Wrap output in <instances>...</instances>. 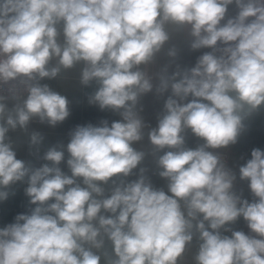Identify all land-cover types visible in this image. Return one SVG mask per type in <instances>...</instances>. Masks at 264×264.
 <instances>
[{
    "label": "clouds",
    "instance_id": "clouds-1",
    "mask_svg": "<svg viewBox=\"0 0 264 264\" xmlns=\"http://www.w3.org/2000/svg\"><path fill=\"white\" fill-rule=\"evenodd\" d=\"M233 3L237 14L222 23ZM168 25L188 30L191 50L211 51L191 68L159 76L157 92L171 95L148 140L163 152L155 163L166 193L143 175L115 178L132 175L146 155L133 147L147 127L137 105L153 89L141 66L165 49ZM166 55L175 58L176 47ZM77 64L80 83L95 85L89 103L122 119L77 125L66 146L44 153L50 163L32 167L17 158L7 133L26 130L34 118L62 123L68 99L40 81ZM5 86L13 98L19 88L27 96L8 109L0 95V201L26 180L35 207L0 228V264H101L93 249L105 240L115 256L108 264H177L194 232L196 264H264V150L254 148L239 167L251 202L234 191L236 174L211 151L237 143L245 119L264 108V0H0ZM187 130L203 144L186 147ZM42 140L33 132L29 146ZM65 151L71 175L59 167ZM241 217L254 235L226 227Z\"/></svg>",
    "mask_w": 264,
    "mask_h": 264
},
{
    "label": "crops",
    "instance_id": "crops-1",
    "mask_svg": "<svg viewBox=\"0 0 264 264\" xmlns=\"http://www.w3.org/2000/svg\"><path fill=\"white\" fill-rule=\"evenodd\" d=\"M237 11L238 9L234 3L229 5L225 21H222V23L226 22L228 18L234 17ZM167 30L171 39L168 44L165 45V49L156 56L153 62L141 66V69L152 77L153 89L144 94L137 105L138 109H140V115L147 127L144 129L143 139L136 142L133 147L138 151H143L146 155L137 169L133 170L132 175L115 178L118 183L120 179L124 182H131L143 175L154 188L163 189L166 193L168 191L167 181L158 175L159 169L155 163L156 157L162 155L163 152H158L148 140V129L157 126L158 116L162 114L164 102L168 96L171 95L170 89L163 94L157 92V88L160 84L159 76H171L172 73L176 71H183L191 68L195 65L199 56L205 52L211 51V49L208 48L191 50L189 47L191 38L186 28L168 25ZM172 46H175L177 49L175 58L166 55L167 49ZM52 64H56L55 59L52 61ZM165 66H167V73L163 71ZM82 67V64H77L71 69H62L55 79L45 78L40 81L41 84H47L54 91L66 96L69 101L70 115L55 127L49 126L47 123H41L39 118H34L30 121L26 130L20 128L10 130L7 136L13 144L18 159L25 161L32 167H40L45 163H50L43 159L44 153L53 146H66L70 140L71 131L74 130L77 125L93 124L99 126L102 120H107L110 126L113 121L122 119L118 113L110 109L101 110L98 105L89 103V97L95 91V85L84 87L80 83V72ZM5 97L4 103L7 105L8 109H11L13 105L22 104L24 99L9 96ZM191 99L192 97L189 96L188 100ZM244 123L246 126L245 130L239 136L237 143L229 145L226 149L230 152V169L236 174L234 191L238 195H241L243 199H247L251 202L254 197L248 187L249 182L239 178V167L251 158V151L254 148L264 150V108H261L258 112L246 118ZM33 132L40 133L43 140L39 145L30 147L29 137ZM201 144H203V141L195 137L190 130L185 132L186 147L194 149ZM165 151H167V149H165ZM67 159L68 153L65 151V159L61 162L59 167L63 172L71 175L67 167ZM141 169H143V172H141ZM102 186L106 188L105 195H108L111 182L109 185ZM26 187L27 182L25 180L24 182H17L6 189L9 195L7 199L0 201V228L15 222V217L17 215L14 209L19 207L23 202L27 206L26 213L30 212V210L35 207V205L29 203V197L25 195ZM168 194L170 195V193ZM226 227H230L232 230L243 231L245 234H252L243 217ZM221 232L224 235L231 236V232H225L223 229H221ZM198 246V233L194 232L193 241L187 245L183 255L178 258L177 264H196L195 255L198 251ZM93 251H96L101 256V264H108L109 260L115 259L110 241L105 240L103 248L99 250L93 249Z\"/></svg>",
    "mask_w": 264,
    "mask_h": 264
},
{
    "label": "built area",
    "instance_id": "built-area-1",
    "mask_svg": "<svg viewBox=\"0 0 264 264\" xmlns=\"http://www.w3.org/2000/svg\"><path fill=\"white\" fill-rule=\"evenodd\" d=\"M0 95L4 96H9L12 97L7 91V87L0 89ZM27 92L23 88H19L15 98L22 99L26 98ZM211 150V149H210ZM214 152H218L221 155V160L226 164V167L230 168V152L226 148L223 149H216V150H211ZM27 211V206L24 204V202L19 206L14 209V212L16 215L21 214V213H26Z\"/></svg>",
    "mask_w": 264,
    "mask_h": 264
}]
</instances>
